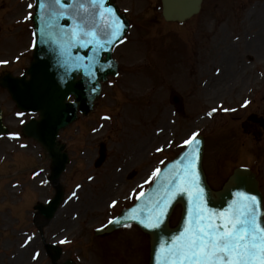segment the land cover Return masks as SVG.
I'll return each mask as SVG.
<instances>
[{
  "label": "rangeland",
  "instance_id": "obj_1",
  "mask_svg": "<svg viewBox=\"0 0 264 264\" xmlns=\"http://www.w3.org/2000/svg\"><path fill=\"white\" fill-rule=\"evenodd\" d=\"M29 4L35 0H0V62L6 61L0 77L22 73L30 62ZM117 5L132 25L126 44L115 52L121 76L109 79L93 112L61 135L70 156L62 177L66 202L45 231L51 244L63 241V259L77 264H148L149 239L135 228L103 238H94V231L131 204L194 132L207 139L205 167L214 187L225 178L215 168L223 158L227 171L240 165L256 170L264 193V134L258 131V139L239 130L243 125L256 133L247 117L264 115V0H205L202 14L183 26L164 22L159 0ZM174 90L184 98L183 114L169 102ZM0 107L16 134L0 141V264H51L30 207L54 196L50 162L35 142L19 138L30 116L18 115L1 88ZM101 141L109 155L97 170ZM24 166L27 171L14 179ZM178 216L179 210L174 223Z\"/></svg>",
  "mask_w": 264,
  "mask_h": 264
},
{
  "label": "water",
  "instance_id": "obj_2",
  "mask_svg": "<svg viewBox=\"0 0 264 264\" xmlns=\"http://www.w3.org/2000/svg\"><path fill=\"white\" fill-rule=\"evenodd\" d=\"M113 1L104 0V3L95 10L98 14L95 16L94 24L99 30L97 35L101 40L108 39L102 33L111 30L109 26L116 17L122 24L121 38L127 29V22L119 14ZM162 1L166 20L178 22H184L199 12L201 4V0ZM81 2L85 4L84 8L74 7L73 0H64L65 6L62 8L51 5L49 0H44L42 7L41 0H36L34 60L27 71L30 79L27 80L26 77L15 79L7 76L1 82L8 88L21 109L40 113L41 120L28 124L25 133L37 139L49 152L53 161L51 180L54 184L58 183L68 162L67 155L62 153L64 146L57 143L58 133L76 119L78 108L84 114L90 112L93 102L101 92V82L105 81L108 75L116 73V63L112 60L111 54L113 47L121 40L120 38V40H114L112 44L105 45L103 50L97 51L94 61L89 60L88 58L93 55L91 51L93 45L87 48L79 47L80 40L71 35L81 23V18L88 20V13L93 11L86 0ZM60 12L64 13L63 17L59 16ZM71 96L75 97L76 103H68ZM175 101L180 105L179 98L176 97ZM6 133L0 112V136ZM198 140V145H188L177 158L168 163L158 174L150 190L141 195L132 208L123 211L105 231L112 232L130 223L142 226L143 231L151 238V264H165L167 248L164 242L171 240L181 229H184L186 220L191 221L195 204L193 198L198 188L203 189L200 206L205 209L206 214L209 209L214 210L212 215L214 223L217 222L220 212L224 211V217L230 215L229 205L238 206L245 202L244 197L237 195L239 193L255 196L261 202L263 211V198L258 188V181L255 174L248 169H237L221 191L215 192L208 186L201 165L204 140L202 137ZM193 147L199 149V159L196 161V171L199 174L198 188L192 187L188 194L174 196L169 190V181L184 167L186 162L182 160V157ZM104 158L103 154L101 161ZM57 190L56 197L49 205H39L36 208L47 220L54 217L62 201L63 192L60 187H57ZM163 203L164 208L160 209ZM177 205L182 206V217L179 226L171 229L169 220ZM161 211H163L161 216L163 222L158 229H149L138 222L140 219L151 220L154 218L153 214L156 215ZM133 216L137 219H131ZM223 219L221 217L220 222H223ZM258 219H261L259 212ZM116 220L120 223H116ZM53 249L56 248L53 247ZM51 257L54 264H57L60 258L59 249L56 254H51ZM64 264L74 263L67 261Z\"/></svg>",
  "mask_w": 264,
  "mask_h": 264
},
{
  "label": "snow or ice",
  "instance_id": "obj_3",
  "mask_svg": "<svg viewBox=\"0 0 264 264\" xmlns=\"http://www.w3.org/2000/svg\"><path fill=\"white\" fill-rule=\"evenodd\" d=\"M49 2L51 5H58L62 8L65 6L64 0H49ZM86 3L91 6L93 11L88 13V20L81 18V23L71 35L80 40L79 47L87 48L89 45H93L91 49L93 55L88 59L94 61L98 50H103L105 45L112 44L114 40H120L122 24L116 17L109 26L111 30L102 33L108 39L101 40L97 35L99 30L96 29L94 20L98 14L95 10L104 3V0H86ZM41 6H44V0H41ZM73 6L84 8L85 4L81 0H73ZM28 7L33 8L34 6L29 4ZM109 11L111 12V10ZM59 16L63 17L64 13L60 12ZM0 63H6V61ZM247 103L248 101H245V104ZM215 111V108L212 109L208 115L211 116ZM224 111H228V109H224ZM196 137L197 133H192V136L185 140L184 144L198 145L199 140ZM157 151H161V149L158 148ZM198 159L199 149L196 147H193L189 153L182 157V160L186 162L184 167L169 181V190L174 196H183L188 194L192 187L198 188L199 174L196 171ZM159 171L160 169H156L153 176ZM202 195L203 189L198 188L193 198L195 204L192 209L191 221L186 220V227L181 229L171 240L164 242V246L167 248L165 264H264V211H262L261 202L251 194L239 193L237 195L244 197L245 202L238 206L229 205L230 215L224 217V211H222L219 213L217 222L214 223L212 221L214 210L209 209L206 214L205 209L200 206ZM115 204L116 201H112L109 206ZM157 206L159 207V203ZM258 212L261 219H258ZM162 214L163 211L151 220L140 219L138 222L144 227L155 230L160 228L163 222ZM221 217L224 218L223 222H220ZM131 219L137 218L133 216ZM115 222L120 223L119 220ZM108 223H113V220L109 219ZM157 251L159 252L160 249L158 248ZM33 258L35 259V256Z\"/></svg>",
  "mask_w": 264,
  "mask_h": 264
},
{
  "label": "bare ground",
  "instance_id": "obj_4",
  "mask_svg": "<svg viewBox=\"0 0 264 264\" xmlns=\"http://www.w3.org/2000/svg\"><path fill=\"white\" fill-rule=\"evenodd\" d=\"M162 207L164 208V203L162 205H160V209H162Z\"/></svg>",
  "mask_w": 264,
  "mask_h": 264
}]
</instances>
